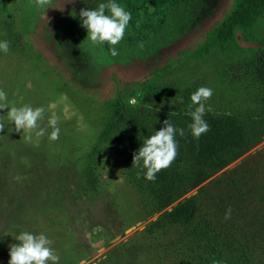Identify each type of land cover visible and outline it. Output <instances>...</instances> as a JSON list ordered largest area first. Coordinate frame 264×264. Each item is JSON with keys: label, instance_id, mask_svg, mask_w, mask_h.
<instances>
[{"label": "rangeland", "instance_id": "374dc122", "mask_svg": "<svg viewBox=\"0 0 264 264\" xmlns=\"http://www.w3.org/2000/svg\"><path fill=\"white\" fill-rule=\"evenodd\" d=\"M67 2L0 0V40L10 43L8 53L0 52V88L16 106H43L38 123L46 129L43 136L15 131L8 109L0 110V264H7L9 245L22 231L45 233L59 264L82 258L87 264L189 263V251L198 247L185 228L149 233L163 213L200 190L219 199L224 183L214 184L221 177L242 173L256 185L264 183V20L255 41L245 42L237 32V52L196 57L193 52L232 0H119L132 19L112 57L87 40L78 20L81 8H94L99 0ZM201 86L213 92L206 112L254 124L247 135L251 143L206 182L153 210L143 189L149 180L132 164L135 151L124 134L152 132L166 119L159 118L162 112L191 103L190 94ZM119 97L128 110L120 136L93 151L110 116L108 104ZM51 115L60 128L55 141L48 139ZM259 192L250 189L230 220L219 215L217 227L229 225L227 231L264 262V191ZM253 234L256 242L249 239Z\"/></svg>", "mask_w": 264, "mask_h": 264}, {"label": "trees", "instance_id": "16d2710c", "mask_svg": "<svg viewBox=\"0 0 264 264\" xmlns=\"http://www.w3.org/2000/svg\"><path fill=\"white\" fill-rule=\"evenodd\" d=\"M263 20L264 0H232L230 11L224 16L221 23L206 35L203 43L193 54L196 57H201L212 50L221 54L237 52L239 50L236 39L237 32L240 33L245 42L255 41L254 31ZM262 77L264 79V70ZM189 104L184 102L181 104L182 106H178L169 112H162L161 115L163 116L159 117L161 120L162 118L171 119V123L175 127L184 128L185 135H176L175 137L177 155L170 166L161 169L156 174V179L149 181V184L143 187L145 191L150 193L148 194V204L156 211L166 208L177 201L181 195L189 193L206 182L210 177L224 169L231 160L233 161L235 157L240 156V152L244 153V146L251 143V137H247V135L248 130L254 128L253 123L249 124L225 114L210 112H206L204 115L209 126L208 130L198 139L193 138L187 128L191 122L190 116L187 115ZM108 109L110 110L109 119L93 151H97L98 146L108 140L110 136H120V126L126 123L128 110L125 109L122 98L119 97L109 103ZM161 127L162 123L154 124L152 132L134 134L135 137L133 134L125 133V138L128 136L127 138L131 143L129 145L130 151H136L144 138L154 134V131ZM261 153L259 152L257 155ZM138 172H140L142 179H145L141 168H138ZM224 179L221 177L217 181L219 183L214 184L216 186L224 183V190L222 191L224 193L219 199H208V190H200L196 196L176 203L170 212H164L160 220L152 225L149 233L152 234L165 226L177 228V230L180 227L185 228L184 231L189 233L191 240L198 247H196V251L191 248L189 263L185 261V264L186 262L188 264H264L263 259L258 258L254 253L255 250L251 251L250 245L242 243L236 236L227 231L229 225L226 224L227 226L224 228L217 227L219 215L225 216L226 210L231 208V213L227 218L230 220L231 214L237 210L240 200H244L250 194V189H254L255 192L260 191L258 194L261 196L264 191V183L260 186L256 185L258 184L256 180L248 181L249 179H246L242 173L239 174L238 178L227 181ZM247 187L249 189H246ZM200 197L203 198L202 207L199 206ZM260 203L264 204V196H262ZM206 209H209L210 212ZM194 221L198 223L195 225ZM229 223L231 224V222ZM259 226L260 230L264 229V223L263 225L259 223ZM215 228L217 229L216 234L213 233ZM256 237L257 235L253 234V236L250 235L249 239L255 241ZM249 239L245 236L246 241ZM194 257H199L198 261L193 260L192 262Z\"/></svg>", "mask_w": 264, "mask_h": 264}, {"label": "clouds", "instance_id": "9594fccd", "mask_svg": "<svg viewBox=\"0 0 264 264\" xmlns=\"http://www.w3.org/2000/svg\"><path fill=\"white\" fill-rule=\"evenodd\" d=\"M68 0L67 3H70ZM74 18L77 13L74 11ZM132 19L130 11L119 0H99L94 8H81L78 13L79 24L86 30L87 40L101 48H105L112 56H118L115 47L124 37L125 30ZM10 43L8 40H0V52L8 53ZM211 88L201 86L190 94L191 103L188 105L191 122L187 125L193 138L198 139L208 130V123L204 115L208 108L205 101L212 96ZM181 102L183 99L181 98ZM7 108L8 121L15 131L45 135L46 129L40 127L39 121L44 119L45 108L43 106L32 107L24 104L16 106L8 100V93L0 88V110ZM58 119L51 115L47 119L48 139L55 141L59 138L60 128L57 126ZM0 124V130H3ZM176 135L184 136L185 129L175 127L168 119L162 122V127L154 131V134L143 139L140 147L133 153V163L142 169L144 178L149 181L156 179V174L168 168L177 155ZM30 139V135L26 137ZM231 208L225 212V219L229 218ZM16 243L9 245L7 264H59L60 257L51 247V239L43 232L33 233L22 231L15 237ZM79 264H87L86 259H80Z\"/></svg>", "mask_w": 264, "mask_h": 264}]
</instances>
